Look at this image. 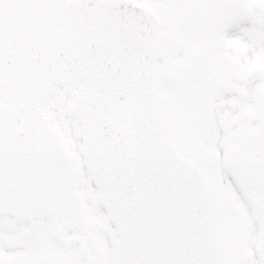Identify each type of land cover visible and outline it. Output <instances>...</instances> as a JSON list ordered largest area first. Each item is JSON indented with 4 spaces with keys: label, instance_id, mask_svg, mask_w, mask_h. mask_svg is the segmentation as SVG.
<instances>
[{
    "label": "flooded vegetation",
    "instance_id": "1",
    "mask_svg": "<svg viewBox=\"0 0 264 264\" xmlns=\"http://www.w3.org/2000/svg\"><path fill=\"white\" fill-rule=\"evenodd\" d=\"M205 10L207 27L201 31H186V39L177 44L178 52L174 55L173 36L179 27L183 7L175 6L169 11L162 8L161 35L164 40L159 68L161 72H172L175 76L178 60L175 57L180 50L186 55L192 51L204 52L214 74L224 80L218 99L212 100L218 106L215 110H230L228 115L232 122L237 111L257 107L258 94L264 88L259 52L263 1L206 0ZM163 85L168 96V86L173 84L164 82ZM252 122L245 119L233 126L241 133L248 128L247 123ZM175 135L185 153L188 144L184 132L176 127ZM219 145L224 147L222 140ZM108 243V236L94 230L81 235L75 230L64 229L58 235L47 220H22L0 215V264H110Z\"/></svg>",
    "mask_w": 264,
    "mask_h": 264
},
{
    "label": "water",
    "instance_id": "2",
    "mask_svg": "<svg viewBox=\"0 0 264 264\" xmlns=\"http://www.w3.org/2000/svg\"><path fill=\"white\" fill-rule=\"evenodd\" d=\"M149 36L150 33H147L146 37L149 38ZM150 39L151 48L148 52V58L150 59L149 68H151V70L149 72L143 71V77L138 84L134 86H122L119 83L108 81V83L111 84L105 87V89H101L99 88L100 86H97L96 84L98 82L95 81V83L88 81L79 97L71 103V112L75 113L81 122L85 124V133L87 134L89 129L87 122L81 117L80 108L85 106L90 111H96L98 108H101L102 110H99L100 113L107 115L106 117L109 118V121L113 125L114 134L119 137L120 145L118 149L125 155L129 162L132 161L136 146L140 144L143 124L145 122L151 123V127L156 134L157 153H159V157L162 159L163 163L167 162L166 165L172 169H187L201 179L204 192L201 216L213 242V261L216 264H231L225 256L220 254V241L213 229L211 216L212 207L209 204L208 198H206L207 187L205 180L195 166L184 161L177 153L172 142L169 121L159 109L161 95L158 89L159 77L156 76L155 70L157 37L155 34H152ZM147 75H149V77ZM119 91L128 98V112L121 113L114 107V102ZM0 100L5 102V96L1 94ZM263 102L264 93L262 94V104ZM5 106L12 120L16 123V117L20 116L17 105L11 102V104H6ZM44 130L58 137L51 128L45 126ZM263 131L264 118L259 130L252 133L246 143L249 145L252 144L253 141L259 140ZM234 150L231 153V163L235 157ZM139 189L142 191L141 188ZM251 197L257 209L264 215V195L254 194ZM2 212H9L20 217L48 215L54 220L61 218L64 224L68 226H74L79 222V216H72L70 218L62 217L42 210L25 208L15 202L0 199V213Z\"/></svg>",
    "mask_w": 264,
    "mask_h": 264
},
{
    "label": "rangeland",
    "instance_id": "3",
    "mask_svg": "<svg viewBox=\"0 0 264 264\" xmlns=\"http://www.w3.org/2000/svg\"><path fill=\"white\" fill-rule=\"evenodd\" d=\"M192 1L187 0V2ZM203 1L205 2V0ZM163 3L168 9H171L174 5L172 0H165ZM160 4L158 3L154 7L158 15H163L159 7ZM262 52H264V39ZM69 101L71 99L63 102L62 110L65 108L63 118L57 116L55 119L58 125L60 123L65 125V129L60 126L59 131L61 130L64 134V138L70 142L72 141L73 153H82L83 140L82 137L78 138L79 136L74 134L78 124L75 123L72 115L67 110ZM185 117L186 115L183 118L181 116L180 119L187 126L189 122ZM189 126H191V123H189ZM79 144L80 147H78ZM214 161L216 162V160ZM222 171L223 174L218 172L216 176L209 171L205 174L209 184L210 199L214 207L215 227L222 240L223 251L235 264H264V219L256 212L248 194L233 177L230 169L227 167V169L223 168ZM84 172L82 173L84 179L80 183L83 194L82 207L94 208V211L102 219V229L107 230L109 229L108 217L96 200L97 191L93 188V184L88 182L87 173ZM93 197L94 202L92 201Z\"/></svg>",
    "mask_w": 264,
    "mask_h": 264
}]
</instances>
